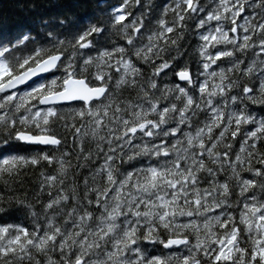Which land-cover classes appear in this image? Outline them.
<instances>
[{"label":"snow or ice","instance_id":"6c2138e0","mask_svg":"<svg viewBox=\"0 0 264 264\" xmlns=\"http://www.w3.org/2000/svg\"><path fill=\"white\" fill-rule=\"evenodd\" d=\"M37 7L0 27V264H264V0Z\"/></svg>","mask_w":264,"mask_h":264},{"label":"trees","instance_id":"16d2710c","mask_svg":"<svg viewBox=\"0 0 264 264\" xmlns=\"http://www.w3.org/2000/svg\"><path fill=\"white\" fill-rule=\"evenodd\" d=\"M53 0H0V27L6 29H16L19 27H33L32 18L36 15V12H30V6L35 4L37 5V12L41 11H55V9L48 7ZM67 4L70 10L75 13L77 16L86 17L93 13L97 7L98 0H62ZM104 6L116 5L120 3V0H99ZM157 5H162L166 0H154ZM206 3H211V0H205ZM242 23V21H240ZM35 34V33H33ZM184 47L188 49V55L183 59L179 60L180 64L191 63L193 73L196 71L197 65L194 63L196 57L194 55V42L189 33L186 40L183 42ZM172 74L169 73V76L166 79L171 80ZM81 104H72L69 107H80ZM67 110V109H65ZM259 114V111L257 110ZM237 149L239 145H236ZM38 173L29 172L28 180L25 181L23 190H31V188L37 182ZM79 175V173H78ZM3 188V185L0 184V189ZM23 190H19L18 194H21ZM31 218L26 216L24 211L19 210L18 208H13L7 215H0V226L6 224L12 225H27L31 226ZM157 253L161 249H156ZM166 254V250H165Z\"/></svg>","mask_w":264,"mask_h":264},{"label":"water","instance_id":"95a60500","mask_svg":"<svg viewBox=\"0 0 264 264\" xmlns=\"http://www.w3.org/2000/svg\"><path fill=\"white\" fill-rule=\"evenodd\" d=\"M72 104H81V102H79V101H75V102H71L70 105H72Z\"/></svg>","mask_w":264,"mask_h":264},{"label":"rangeland","instance_id":"374dc122","mask_svg":"<svg viewBox=\"0 0 264 264\" xmlns=\"http://www.w3.org/2000/svg\"><path fill=\"white\" fill-rule=\"evenodd\" d=\"M167 254V253H166Z\"/></svg>","mask_w":264,"mask_h":264}]
</instances>
